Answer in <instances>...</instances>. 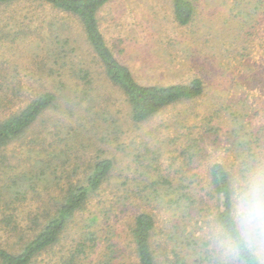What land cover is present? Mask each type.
Returning <instances> with one entry per match:
<instances>
[{"label":"rangeland","instance_id":"obj_1","mask_svg":"<svg viewBox=\"0 0 264 264\" xmlns=\"http://www.w3.org/2000/svg\"><path fill=\"white\" fill-rule=\"evenodd\" d=\"M194 2L195 15L188 25L175 20L172 0H114L98 14L109 47L140 83L204 82L201 96L171 104L142 123L131 119L124 93L107 76L77 20L35 1L0 6V118L44 91L60 97L27 138L9 146L8 165L0 164V188L34 163L28 159L27 143L35 135L39 141L32 147L66 153L57 159L63 182L82 178L96 159L114 162L109 179L77 214L61 242L34 264H68L81 232L89 228L97 232L98 247L74 264H97L110 239L118 244L116 264H137L131 229L140 212L156 219L153 239L158 250L169 242L166 255L159 256L161 264L175 262L169 234L182 209L173 204L175 192L164 180L171 186L184 182L204 197L218 159L247 144L264 148V0ZM61 22L72 29L66 65L58 54L60 46L46 42L55 29L61 31ZM82 66L89 70L90 86L80 77ZM59 82L65 84L63 90ZM38 191L8 205L0 190L1 247L20 246L36 207L45 201L41 184ZM209 212L189 220L188 228L195 227L198 237ZM187 251L184 243L181 256ZM187 262L193 264L192 259Z\"/></svg>","mask_w":264,"mask_h":264},{"label":"trees","instance_id":"obj_2","mask_svg":"<svg viewBox=\"0 0 264 264\" xmlns=\"http://www.w3.org/2000/svg\"><path fill=\"white\" fill-rule=\"evenodd\" d=\"M19 1L25 0H0V6ZM29 1L48 4L53 10H58L77 20L88 43L104 65L107 76L124 93L130 107L131 119L135 123H142L152 118L171 104L182 100H191L204 93L205 86L201 78L169 85L142 84L135 78L131 69L116 58L100 28L98 14L106 4L114 0ZM172 4L174 18L178 24L188 25L192 22L196 10L194 0H172ZM51 26L55 27L56 22L51 23ZM60 28L64 34L55 29L54 34H51L54 37L49 36V40L46 42L50 41L57 44V47L60 46L58 54L61 55L63 63L66 65V58L71 52L67 46L72 42L70 37L72 29L66 22H61ZM79 72L83 84L90 86L89 70L82 66ZM58 84L63 90L65 84L63 82ZM59 99L58 93L47 90L33 97L23 107L11 112L8 116L0 118L1 165H8L9 146L27 138L28 133L35 128L40 116L46 110L57 106ZM38 141L39 135H35L27 143L28 159L31 158L34 163L31 164V162L25 169L12 174L9 179L4 181L0 190L4 191V193L1 192V195H5L6 203L10 205L16 200L26 199L30 192L38 193L41 184L46 190V197L42 195L45 201L36 207L34 215H32V226L28 228L25 237L20 240V246L12 250L0 246V264H34L41 254L60 243L77 214L86 209L90 198L109 179L114 167L112 159L99 158L91 163L89 171L82 178L77 180L68 178L66 182H63L59 176L60 163L58 160L61 161L66 153L62 149L57 151L55 147L50 149V146L32 147ZM29 143L31 147H29ZM63 153L64 155H62ZM222 175L223 169L215 163L210 172L211 187L204 197H198L195 192H192V187L184 182L177 186H171L169 181L164 180L168 187H171L175 192L173 204L182 209L180 221L175 224L174 231L169 234L171 247L176 254L175 262H171V264H189L187 259H192L193 264H204L200 238L194 234L195 227L194 229L188 228L191 222L189 220L194 217L201 218L204 216V212L214 208ZM159 181L160 179L155 182L156 185ZM168 187L166 191H168ZM38 196L41 194L39 193ZM211 200L214 201L213 205ZM91 220L95 222L96 217ZM7 221L10 224L14 222L13 229H17L18 224L15 223L11 215L7 216ZM156 227L157 222L152 214L140 212L135 216L131 232L137 264H161L159 256L166 255L168 241L161 243L162 251L158 250L154 244L153 236ZM184 243L190 251L181 256L180 251H182ZM97 247V232L90 228L82 231L74 251L70 254L68 264L76 263L82 254L95 251ZM119 257L118 244L110 239L106 251L102 253L97 264H116ZM66 262L65 260L64 263Z\"/></svg>","mask_w":264,"mask_h":264},{"label":"clouds","instance_id":"obj_3","mask_svg":"<svg viewBox=\"0 0 264 264\" xmlns=\"http://www.w3.org/2000/svg\"><path fill=\"white\" fill-rule=\"evenodd\" d=\"M216 163L223 175L201 222L204 264H264V148L247 144Z\"/></svg>","mask_w":264,"mask_h":264}]
</instances>
